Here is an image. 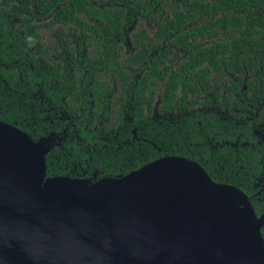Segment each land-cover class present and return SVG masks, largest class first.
<instances>
[{
  "label": "flooded vegetation",
  "instance_id": "obj_1",
  "mask_svg": "<svg viewBox=\"0 0 264 264\" xmlns=\"http://www.w3.org/2000/svg\"><path fill=\"white\" fill-rule=\"evenodd\" d=\"M105 1L114 26L36 9V32L19 33L14 1L0 0V46L17 49L0 55V116L55 136L47 176L96 180L182 156L261 194L264 0Z\"/></svg>",
  "mask_w": 264,
  "mask_h": 264
},
{
  "label": "water",
  "instance_id": "obj_2",
  "mask_svg": "<svg viewBox=\"0 0 264 264\" xmlns=\"http://www.w3.org/2000/svg\"><path fill=\"white\" fill-rule=\"evenodd\" d=\"M55 142L0 119V264H264V212L197 161L47 176Z\"/></svg>",
  "mask_w": 264,
  "mask_h": 264
},
{
  "label": "trees",
  "instance_id": "obj_3",
  "mask_svg": "<svg viewBox=\"0 0 264 264\" xmlns=\"http://www.w3.org/2000/svg\"><path fill=\"white\" fill-rule=\"evenodd\" d=\"M4 2H8L9 0H3ZM13 16L21 17L24 19L23 22L17 23L13 25V32H25V33H34L36 32V26L31 21L36 16H39L36 12V9L42 10L45 15L51 14V22H76L83 26L86 24V21L82 18L85 15L93 16V17H101V18H110V24L113 26L116 25V19L118 18V12L116 10L108 9L103 3L104 0H13ZM225 1V0H224ZM227 1V0H226ZM260 2V0H259ZM102 5L103 8H100L99 5ZM218 7H224L223 4L217 5ZM83 15V16H81ZM6 9L0 11V19L2 18V23L6 25L4 17H6ZM41 16V15H40ZM177 17V16H176ZM49 22V21H48ZM26 26V28H17V26ZM1 40H6L5 37H0ZM17 53V49H10V47L6 44L0 46V55L4 57L5 61L11 62L12 58H15ZM34 56V53H32ZM34 73L33 71H30ZM5 121L13 122V119L8 117L4 118L0 116V119ZM29 134L38 139L41 137V130L34 129L28 131ZM208 173L211 175L213 179L218 182L231 183L239 186L243 189L252 199L253 205L258 215L264 212V191L261 194H257V189L254 188V184L252 183H243L239 182L232 176V173H224L221 169H210L205 167ZM254 171L257 174L260 171V167H254ZM262 233L264 236V226L262 227Z\"/></svg>",
  "mask_w": 264,
  "mask_h": 264
}]
</instances>
